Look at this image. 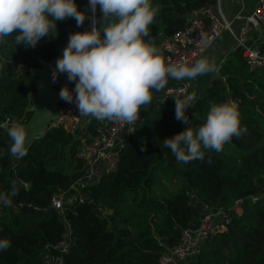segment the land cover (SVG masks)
I'll list each match as a JSON object with an SVG mask.
<instances>
[{
  "label": "trees",
  "instance_id": "1",
  "mask_svg": "<svg viewBox=\"0 0 264 264\" xmlns=\"http://www.w3.org/2000/svg\"><path fill=\"white\" fill-rule=\"evenodd\" d=\"M214 1L150 0L159 11L144 39L157 43L170 36L190 11ZM74 2L79 11H87L89 0ZM101 16L96 15V27ZM56 23L58 35L42 38L35 48L16 45L15 34L0 44V124L29 118V67L37 58L50 59L66 36L80 29L74 18ZM259 47L264 51V35ZM219 74L224 79L212 78L186 110L190 124L175 118V96L153 98L140 110L115 170L82 187L81 202L64 203L62 215L49 208V200L84 171L71 137L48 129L17 160L9 154L7 130L0 128V191L10 190L13 180L26 185L10 207L0 206V239L11 243L0 251V264H42L47 252L60 256L62 264H156L158 252L175 244L204 206L226 208L235 193H259L264 188V68L249 71L236 48ZM226 101L236 104L247 132L233 137L223 151L206 150L204 160L184 163L164 147L165 138L199 127L210 105ZM237 209L225 230L206 240L188 264H264V198L252 203L245 197ZM61 241L67 243L64 252L54 249Z\"/></svg>",
  "mask_w": 264,
  "mask_h": 264
},
{
  "label": "clouds",
  "instance_id": "2",
  "mask_svg": "<svg viewBox=\"0 0 264 264\" xmlns=\"http://www.w3.org/2000/svg\"><path fill=\"white\" fill-rule=\"evenodd\" d=\"M98 5L102 12L100 27L93 24L90 30L71 33L63 55L57 58L51 71L53 83L58 74H66L67 79L74 82L71 91L67 86L60 88L59 98L75 103L79 115L101 122H124L133 131L135 128L131 126L141 108L152 102L154 92L166 89L169 79L194 80L214 72L215 60L206 56L191 66L165 64L162 50L151 38L144 39L149 37V26L159 11V6H153L150 0H89L93 15ZM68 18H74L78 27L86 19L74 0H0V44L15 34L16 45L23 43L35 48L42 38H55L58 35L56 22ZM201 43L208 42L202 40ZM196 99L195 91L182 98L177 96L175 118L190 124L186 110ZM0 128L7 130L10 156L17 160L25 157L30 147L25 125L9 118ZM246 132L247 129L240 126L236 104L226 101L210 105L199 127L188 126L165 138L163 145L178 161H202L206 150L219 153L233 137L240 138ZM22 185L26 187L23 180H13L10 190L0 191V206L10 207ZM10 246L9 240L0 239V251Z\"/></svg>",
  "mask_w": 264,
  "mask_h": 264
},
{
  "label": "built area",
  "instance_id": "3",
  "mask_svg": "<svg viewBox=\"0 0 264 264\" xmlns=\"http://www.w3.org/2000/svg\"><path fill=\"white\" fill-rule=\"evenodd\" d=\"M87 11V21L80 26L78 32L90 30L96 23V15L100 13L97 6L96 12L90 10L89 2ZM242 17V16H241ZM237 18H239L237 16ZM264 27V0H256L250 11L243 17V24L236 32L232 29V20L224 17L218 6V0L212 5H205L190 11L185 19L184 25L168 37L159 41V48L165 64L187 63L191 64L201 58L212 46L213 42L223 33L231 36L235 49L239 48L245 67L249 70L264 68V51L260 50V42L254 39L249 41L248 33L250 28L259 29ZM69 37L63 43H68ZM206 40L207 44L201 41ZM220 64L215 66L213 77L223 76L219 74ZM59 79L52 84V90L56 93V118L47 123L48 129H61L69 135L74 142L73 151L84 166L82 175L70 186L68 190H63L49 200V208L62 215L64 203L70 204L74 201L81 202L82 187L90 185L99 180L104 174L113 172L116 168L120 152L124 148L125 141L133 133L128 124L117 121H97L93 117L79 115L75 103H67L59 98ZM74 82L67 86L71 91L74 89ZM187 83H182L179 87L166 91L165 95L175 97L186 94ZM183 89V93H181ZM75 92L73 98L75 99ZM140 115V113H139ZM138 115V119H139ZM135 124L131 127H135ZM65 192V195H64ZM75 192V194H73ZM67 197V198H66ZM250 202L254 203L264 198V188L259 193H252L246 196ZM245 198V197H243ZM243 198H233L228 207L204 206L194 225H189L181 229L178 241L171 246H163L158 252L156 264H188V262L198 254L201 245L217 233L225 230L231 221L232 213L242 204ZM66 241L58 243L54 249L59 252L66 251ZM42 264H62L61 257L47 252L43 256Z\"/></svg>",
  "mask_w": 264,
  "mask_h": 264
},
{
  "label": "water",
  "instance_id": "4",
  "mask_svg": "<svg viewBox=\"0 0 264 264\" xmlns=\"http://www.w3.org/2000/svg\"><path fill=\"white\" fill-rule=\"evenodd\" d=\"M67 44L61 43L55 48V53L50 59H36V65L29 67L28 73L33 78V89L26 94L29 105L26 110L30 112L29 118L23 123L26 127V140L30 142L36 138H45L47 123L56 118V93L52 90L51 71L55 68L56 60L63 55ZM58 87L68 86L71 81L66 74H58ZM253 193L244 190L234 194L233 198H243Z\"/></svg>",
  "mask_w": 264,
  "mask_h": 264
},
{
  "label": "crops",
  "instance_id": "5",
  "mask_svg": "<svg viewBox=\"0 0 264 264\" xmlns=\"http://www.w3.org/2000/svg\"><path fill=\"white\" fill-rule=\"evenodd\" d=\"M256 0H218V6L223 13L224 17L228 20H232V29L234 32L240 29L243 24V17L250 11ZM237 16L239 18H237ZM242 16V17H241ZM258 33L256 38L257 41L261 42V38L264 35V27L256 30ZM66 37H69L67 35ZM159 41H157L156 46L159 47ZM235 50V46L231 36L227 33L221 34L212 44L211 48L202 56L209 57L215 60V66L217 64H222L226 57ZM201 57V58H202ZM200 59V58H199ZM198 60V59H197ZM194 63V62H193ZM191 63V64H193ZM191 64H188L191 66ZM36 65V63H35ZM213 77V72L205 75L198 76L194 80L185 79L182 81H175L173 79L168 80L167 87L164 91L159 93H153V98L165 95L164 93L170 89L179 87L182 83H187L188 88L186 94H190L193 91L196 92L197 97L204 93L206 86L209 84ZM145 108L142 107L141 110ZM203 210V209H202ZM198 217V216H196ZM195 217V218H196ZM195 221L192 224H195Z\"/></svg>",
  "mask_w": 264,
  "mask_h": 264
},
{
  "label": "rangeland",
  "instance_id": "6",
  "mask_svg": "<svg viewBox=\"0 0 264 264\" xmlns=\"http://www.w3.org/2000/svg\"><path fill=\"white\" fill-rule=\"evenodd\" d=\"M86 16V15H85ZM87 21V16H86V19H85V21L84 22H86ZM260 29V28H259ZM259 29H254V28H250V31H249V33H248V37H249V41H253L254 40V38H256V36H257V32H256V30H259ZM76 157V156H75ZM64 166H66V162L63 164ZM82 175V174H81ZM80 175V176H81ZM159 176H160V181L161 182H164V184L166 185H168V183L166 182V181H164L163 179V177L161 176V174H158ZM158 176V177H159ZM59 192H61V191H58L55 195H54V198H59L60 196H61V194L60 195H57ZM81 192H82V189H81ZM73 194H75V192L73 193ZM236 194V193H235ZM64 195H65V192H64ZM234 196V195H233ZM67 198V197H66ZM236 212H239V209H237V211ZM226 251V250H225Z\"/></svg>",
  "mask_w": 264,
  "mask_h": 264
}]
</instances>
